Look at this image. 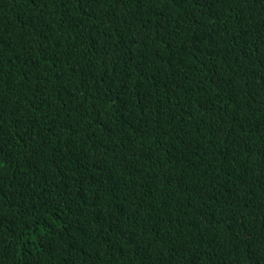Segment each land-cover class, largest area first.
I'll return each mask as SVG.
<instances>
[{"label":"trees","instance_id":"obj_1","mask_svg":"<svg viewBox=\"0 0 264 264\" xmlns=\"http://www.w3.org/2000/svg\"><path fill=\"white\" fill-rule=\"evenodd\" d=\"M0 264H264V0H0Z\"/></svg>","mask_w":264,"mask_h":264}]
</instances>
